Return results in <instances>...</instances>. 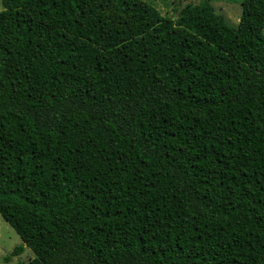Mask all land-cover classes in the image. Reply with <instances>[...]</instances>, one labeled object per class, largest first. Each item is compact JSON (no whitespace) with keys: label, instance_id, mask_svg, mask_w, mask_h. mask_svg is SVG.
I'll list each match as a JSON object with an SVG mask.
<instances>
[{"label":"trees","instance_id":"trees-1","mask_svg":"<svg viewBox=\"0 0 264 264\" xmlns=\"http://www.w3.org/2000/svg\"><path fill=\"white\" fill-rule=\"evenodd\" d=\"M2 4L7 261L264 264V0Z\"/></svg>","mask_w":264,"mask_h":264},{"label":"rangeland","instance_id":"rangeland-1","mask_svg":"<svg viewBox=\"0 0 264 264\" xmlns=\"http://www.w3.org/2000/svg\"><path fill=\"white\" fill-rule=\"evenodd\" d=\"M155 5L163 15L176 17L180 9L187 3H199L202 0H146ZM217 13L222 14L233 26L238 25L242 14L243 0H209ZM3 9L0 0V10ZM23 240L15 229L0 214V264H26L34 257L33 251L25 247V251L16 256H11L7 261L6 256L10 255L13 249L22 245Z\"/></svg>","mask_w":264,"mask_h":264}]
</instances>
